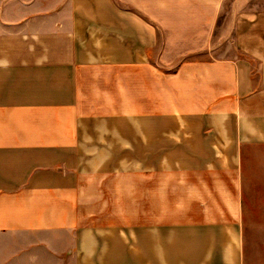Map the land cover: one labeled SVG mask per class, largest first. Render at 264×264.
I'll return each mask as SVG.
<instances>
[{
	"label": "crops",
	"instance_id": "crops-1",
	"mask_svg": "<svg viewBox=\"0 0 264 264\" xmlns=\"http://www.w3.org/2000/svg\"><path fill=\"white\" fill-rule=\"evenodd\" d=\"M264 177V0H0V264H245Z\"/></svg>",
	"mask_w": 264,
	"mask_h": 264
},
{
	"label": "rangeland",
	"instance_id": "rangeland-1",
	"mask_svg": "<svg viewBox=\"0 0 264 264\" xmlns=\"http://www.w3.org/2000/svg\"><path fill=\"white\" fill-rule=\"evenodd\" d=\"M260 184L251 186V192L264 193V177L255 178ZM246 213V262L245 264H264V201H245L243 206Z\"/></svg>",
	"mask_w": 264,
	"mask_h": 264
}]
</instances>
